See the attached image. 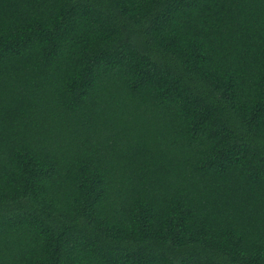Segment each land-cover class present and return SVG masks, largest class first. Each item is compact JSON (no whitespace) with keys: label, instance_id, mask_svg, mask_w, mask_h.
<instances>
[{"label":"trees","instance_id":"1","mask_svg":"<svg viewBox=\"0 0 264 264\" xmlns=\"http://www.w3.org/2000/svg\"><path fill=\"white\" fill-rule=\"evenodd\" d=\"M0 264H264V0H0Z\"/></svg>","mask_w":264,"mask_h":264}]
</instances>
